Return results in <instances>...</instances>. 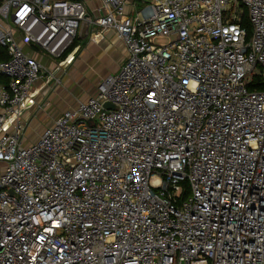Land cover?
<instances>
[{
    "label": "built area",
    "instance_id": "built-area-1",
    "mask_svg": "<svg viewBox=\"0 0 264 264\" xmlns=\"http://www.w3.org/2000/svg\"><path fill=\"white\" fill-rule=\"evenodd\" d=\"M95 1L0 2V264H264V0ZM84 21L125 59L25 145Z\"/></svg>",
    "mask_w": 264,
    "mask_h": 264
},
{
    "label": "crops",
    "instance_id": "crops-1",
    "mask_svg": "<svg viewBox=\"0 0 264 264\" xmlns=\"http://www.w3.org/2000/svg\"><path fill=\"white\" fill-rule=\"evenodd\" d=\"M79 1L85 3V0ZM127 1L131 2L133 0ZM85 4L88 8V16L92 17L94 13L92 9V1L87 0V3ZM25 50L32 52L36 58L46 63L52 70H57V67L60 66L59 60L56 61L49 58L46 53L39 49L28 46L25 47ZM64 59L69 62V65L65 75L63 74L64 76L62 77L61 84L56 86L50 81L47 82L45 79L39 80L34 84L32 89L34 104L21 115L22 120L25 123L23 139L25 145L35 141L44 128L51 125V123L62 113L63 108L60 111L50 112L49 114L46 113L48 116L46 124L37 129L36 137L34 134L27 140L30 122L34 118L41 117L42 113H45L49 102L53 100L55 101L59 98V96L65 92L63 90H67L68 87L70 90L81 89L86 95L75 101L66 96L68 107H73L78 101H85L88 98L95 96L96 85L107 75L117 73L125 56L123 45L113 31L102 32L98 26H95L88 21H84L80 24L71 46L64 53L62 60ZM61 74L59 73V75ZM88 81H91L90 85L88 84Z\"/></svg>",
    "mask_w": 264,
    "mask_h": 264
},
{
    "label": "rangeland",
    "instance_id": "rangeland-1",
    "mask_svg": "<svg viewBox=\"0 0 264 264\" xmlns=\"http://www.w3.org/2000/svg\"><path fill=\"white\" fill-rule=\"evenodd\" d=\"M92 3H93V8L92 9H95V7L97 6V3H95L93 0H91ZM89 2V1H88ZM85 3H87V0H85ZM91 8V7H90ZM247 21L244 19V25L246 27L249 28V25ZM57 61V60H56ZM44 63V62H43ZM46 64V63H44ZM47 65V64H46ZM50 69V68H49ZM52 70V69H51ZM67 71V68L65 70V72ZM65 72L61 74V79L62 77L65 75ZM64 74V75H63ZM90 82L91 81H88V84L90 85ZM67 83V81H66ZM64 85V83H63ZM62 85V87H63ZM85 86V85H84ZM86 87V86H85ZM64 88V87H63ZM65 92H63L59 98H57L55 101H51L49 102V105L46 107V111L45 113H42V116L41 117H37V118H34L30 124H29V133H28V136H27V140L31 137V135H34L35 134V137H36V134H37V129L40 128L41 126H44L47 122V114L46 113H50V112H55V111H60L62 108V112L66 109H70V108H73V107H68V103L66 102V96L70 97L73 101H75L76 99H81L83 97H85L86 95L84 94V91H82L81 89H72L70 90V88L68 87L67 90H63ZM46 120V121H45Z\"/></svg>",
    "mask_w": 264,
    "mask_h": 264
},
{
    "label": "trees",
    "instance_id": "trees-1",
    "mask_svg": "<svg viewBox=\"0 0 264 264\" xmlns=\"http://www.w3.org/2000/svg\"><path fill=\"white\" fill-rule=\"evenodd\" d=\"M1 1L2 0H0V2ZM74 1H79V0H74ZM7 58L8 57H7L6 53H5V50L0 48V61L7 60ZM5 82H6V80L4 78L0 77V84H3ZM257 89L258 90H264V85L263 84L257 85Z\"/></svg>",
    "mask_w": 264,
    "mask_h": 264
},
{
    "label": "water",
    "instance_id": "water-1",
    "mask_svg": "<svg viewBox=\"0 0 264 264\" xmlns=\"http://www.w3.org/2000/svg\"><path fill=\"white\" fill-rule=\"evenodd\" d=\"M104 107H105V108H108V107H110V105H109L108 103H105V104H104Z\"/></svg>",
    "mask_w": 264,
    "mask_h": 264
}]
</instances>
